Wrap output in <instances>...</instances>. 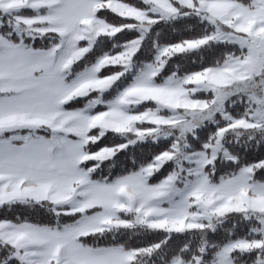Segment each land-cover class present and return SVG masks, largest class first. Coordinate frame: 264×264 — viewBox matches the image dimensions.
Instances as JSON below:
<instances>
[{"label":"snow or ice","instance_id":"1","mask_svg":"<svg viewBox=\"0 0 264 264\" xmlns=\"http://www.w3.org/2000/svg\"><path fill=\"white\" fill-rule=\"evenodd\" d=\"M0 264H264V0H0Z\"/></svg>","mask_w":264,"mask_h":264}]
</instances>
